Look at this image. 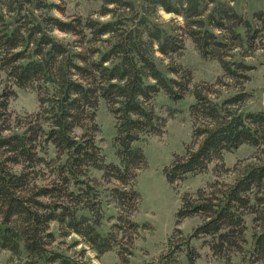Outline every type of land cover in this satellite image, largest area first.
<instances>
[{
    "label": "trees",
    "instance_id": "1",
    "mask_svg": "<svg viewBox=\"0 0 264 264\" xmlns=\"http://www.w3.org/2000/svg\"><path fill=\"white\" fill-rule=\"evenodd\" d=\"M94 1L100 3L97 16L108 20L58 18L52 13L65 16V7L48 0H0V249L9 253L8 264H94L83 248L75 249L80 242L97 254H122L123 216L107 208L122 204L128 188L103 186L79 169L89 147L74 134L73 112L93 93L90 76L113 96L123 146L119 167L126 174L147 166L141 142L164 133L166 118L153 114L152 100L161 92L180 96L182 83L171 76L177 65H161L183 51L185 40L203 59L216 61L221 75L191 88V142L173 172L242 145L264 148V110L244 107L252 95L243 88L254 68L247 58L264 49V8L248 18L223 0ZM159 11L175 18L163 23ZM225 87L237 90L222 95ZM16 88L35 92V112L9 110ZM58 172L80 200L72 191L74 200H65L46 182ZM238 205L250 209L249 226L235 223ZM195 216L202 221L182 241L170 240L169 254L198 264L200 248L216 244L223 264H264V160L243 165L230 181L175 212L178 221ZM108 218L112 232L103 233ZM233 222L231 238H205L213 225ZM72 234L78 239L67 243Z\"/></svg>",
    "mask_w": 264,
    "mask_h": 264
},
{
    "label": "rangeland",
    "instance_id": "2",
    "mask_svg": "<svg viewBox=\"0 0 264 264\" xmlns=\"http://www.w3.org/2000/svg\"><path fill=\"white\" fill-rule=\"evenodd\" d=\"M65 7V16L57 12L52 15L65 19L68 16L94 15V18L106 21L108 17H98L96 12L100 3L94 0H48ZM134 3L140 0H131ZM229 2L237 12L250 18L253 12L264 8L263 0H223ZM159 21L165 23L175 18L162 11L158 13ZM181 22V19H177ZM62 37L61 35H58ZM183 51L170 60L164 59L162 67L170 61L178 67L172 77L181 81L178 89L180 96L170 98L159 93L152 100V112L166 118L164 133L161 136H149L142 143L147 166L132 174H126L119 167V155L123 151L119 133L115 129V120L111 112L113 96L102 86L101 80L93 75L90 81L94 86L88 101L80 100L74 109V134L85 140L89 154H83L79 169L83 175L96 177L103 186L124 185L128 195L122 204L108 206L107 213H119L123 216L118 238L122 244V254L109 250L97 254L83 242L75 249H84V256L94 264H184L181 256L169 254V241L180 242L192 227L202 219L195 216L181 220L175 219L179 208L187 207L198 200L201 194L209 193L220 183L230 181L243 165L264 160V148H253L242 145L235 152H223L213 157H204L202 162L185 170L173 172L176 162L184 160L186 148L191 142V121L189 107L195 102L191 88L195 83L213 84L221 75L216 61L203 59L191 40H185ZM247 61L254 65L249 72L250 78L243 88L251 93L246 101L247 109L264 110V49L255 52ZM2 84L0 82V90ZM219 86H216L218 89ZM237 88L225 87L222 95L233 92ZM16 96L9 101V110L15 114L35 112L38 109L37 96L30 89L16 88ZM195 109V108H194ZM170 110L174 114L170 116ZM196 110V109H195ZM120 169V172L117 171ZM60 172L50 176L46 181L55 185L57 192L72 201L81 194L73 191ZM82 175V176H83ZM85 176H83L85 178ZM73 192V198L69 192ZM78 195V196H76ZM235 210V223L250 225L251 211L247 206L238 205ZM114 220L108 218L103 222L100 231L110 233ZM233 224L213 225L206 239L213 237L231 238L235 231ZM78 239L75 234L66 238L69 243ZM66 243V244H67ZM193 244L200 248V240ZM70 251H73L71 249ZM9 253L0 249V264H8ZM218 245H204L200 248L198 264H223L218 258Z\"/></svg>",
    "mask_w": 264,
    "mask_h": 264
}]
</instances>
